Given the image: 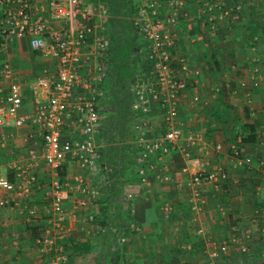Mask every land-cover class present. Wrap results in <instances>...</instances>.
<instances>
[{
  "label": "crops",
  "instance_id": "crops-1",
  "mask_svg": "<svg viewBox=\"0 0 264 264\" xmlns=\"http://www.w3.org/2000/svg\"><path fill=\"white\" fill-rule=\"evenodd\" d=\"M33 2L40 7L45 0ZM247 2L242 7L240 20L231 26V30H226V26L211 30L201 25L202 21L197 18L198 5L195 2L182 10L181 21L177 26L167 29L176 35L177 50L188 59L190 67L198 71V75L192 79L195 84L180 94L176 124L183 127L186 133H193L202 139L201 147L192 150V155L200 158L208 168L222 165L227 172V178L219 187L205 188L202 210L193 215L188 208L185 182L196 169L194 163L186 160L176 149L160 161L153 158L154 171L148 172V184L137 183L131 190L138 194L137 201L132 206L128 200L125 204V212L129 211L126 207L132 210L129 222L135 228L128 227L123 232L127 239L120 247L116 264H145L150 259L147 252H150L151 247L161 256L164 264H206L211 263L210 258L216 254V258L212 260L221 257L224 264H229L232 257L231 254L228 255L229 246L227 251L219 254L209 253V249L221 248L224 238L225 242H231V233V237L241 248L250 249L248 254L251 252L252 260L263 263L256 256H260L264 249V236L261 235V230L264 229V164L261 165V162L264 163V118L259 115L260 109L264 107V46L259 43L263 50L259 48L255 53L249 38L255 35L264 41V29L260 28L264 24V4H253L255 0ZM4 55L13 67L16 80L22 85L23 104L20 113H30L34 109L30 81L45 74H54L57 61L50 55L33 51L28 38L9 41ZM254 68L261 71V85L249 94ZM101 85L99 88L103 91V84ZM77 93L87 94L88 91L80 89L76 91V95ZM252 93L250 107L245 106L244 100ZM194 95L199 96L198 102H192ZM241 106L248 111L247 119L244 118ZM156 109L158 114H151V110L152 117L148 119L149 121L154 118L153 127L162 124V114ZM223 116L226 117V124L222 123ZM77 118V114L66 118L64 138L76 139L81 136V125ZM235 121L253 125L256 134L254 144L241 143V149L238 148L239 157H248L251 162L249 166L242 168L234 164L232 156V144L239 139H235L233 134ZM31 133L30 125L0 128V174L7 176L15 168H28L31 173L40 172L43 178L49 177L50 171L43 173L41 169V166H46L42 160L36 163L29 160L28 151L31 148L38 149L34 141L29 140ZM138 140L139 138L134 142L136 146ZM216 145H221L220 151L216 150ZM186 166L188 171L185 172ZM62 168L65 175L59 184H63L61 191L64 199L61 206L64 220L61 222L62 231L54 227L55 234L62 233L57 244L65 245L68 257L66 264H95L94 259L101 246L98 241L100 234L89 217L98 215L97 200L101 192L97 190V196L93 197L90 191L98 188H93V185L101 184V174L97 167L86 171L70 158H66ZM90 173H94L95 177L88 179ZM155 173L167 179L158 181ZM55 179L59 181L57 176L51 178L50 183L49 178L43 179L44 181L40 179L42 188L33 190L24 198L15 199L9 204L11 207L0 209V264L48 263L51 253L37 250L35 240L39 235L36 234L35 237L34 229L36 230V225H43L38 230L39 234L42 227L47 225V220L56 221V214L50 206L51 187H48V183L50 185ZM80 187L86 188L88 192H81ZM2 196L12 201L9 195ZM80 200H84L86 205L80 206ZM165 203L173 205L170 220L162 216ZM31 208L37 212V221L28 214ZM186 214L188 216L184 220L191 229L183 225V216ZM42 217L48 219L41 220ZM190 217L193 219L192 224L189 222ZM129 222L127 226L130 225ZM118 226H125L122 220ZM195 227L225 235L223 238L222 235L217 238L211 236V233L200 235L199 229L197 233H193L198 234V237L191 240L187 232L195 230ZM173 228L183 230V240L180 241L183 245L179 246L170 241L168 233ZM70 244L77 249H69Z\"/></svg>",
  "mask_w": 264,
  "mask_h": 264
},
{
  "label": "built area",
  "instance_id": "built-area-1",
  "mask_svg": "<svg viewBox=\"0 0 264 264\" xmlns=\"http://www.w3.org/2000/svg\"><path fill=\"white\" fill-rule=\"evenodd\" d=\"M93 0H45L43 6H36L33 0H0V128L13 126L21 128L30 125L32 133L29 140L34 141L38 149L28 151L32 163L42 160L46 167L56 176L61 171L66 158L73 159L87 170L97 167L96 135L100 125V100L103 91L99 85L107 74L106 49L107 40L98 32L97 12H104L101 6H93ZM248 0H134L136 11L137 38L141 47V64L146 72L136 77L133 96V110L141 115L142 124L146 126L151 110L158 108L162 114L163 133L155 138L139 137L141 152L138 157L136 180L138 185L148 184V172L154 171L155 158L160 161L173 149L179 150L184 158L194 163L196 169L185 182L188 192L187 202L190 212L195 215L204 205V190L207 186L219 187L227 178L222 165L208 168L192 150L201 146L202 139L193 133L183 134L176 124L180 109V94L195 83L193 77L198 71L192 69L184 55L177 50V38L169 28L181 21V13L192 2L198 5L197 18L211 30L221 26L236 24L242 14V5ZM264 4V0H259ZM92 2V3H91ZM28 38L33 51L54 57L57 61L54 74H45L30 81L34 96V109L21 114L23 104L22 85L16 80L12 65L6 60V44L14 39ZM98 54L101 62L91 63L93 54ZM105 58V60H104ZM249 94L259 88L261 71L253 69ZM88 91L79 94L76 91ZM248 96V95H247ZM194 95L192 102H198ZM77 114L81 125V136L76 139L64 138L66 118ZM3 138V136H1ZM233 143V161L237 167L250 165V158L239 157L238 144ZM221 150V145H216ZM264 163L261 162V165ZM27 168V167H26ZM188 171V166L185 167ZM16 181H10L0 174V208L6 209L15 199L30 195L39 189L36 174L29 169H13ZM155 179L167 178L155 173ZM26 180L25 183H22ZM51 210L56 214V221L47 220L35 240L37 250L51 253L47 264H66L68 257L64 245L57 244L62 233L55 234V229L62 231L64 220L61 203L64 199L59 182L52 181ZM83 193L86 188L80 187ZM12 198L8 201L2 195ZM90 194L97 196L98 191ZM138 194L131 191L126 200L132 206ZM80 206L86 202L80 200ZM130 212L132 211L129 209ZM173 206L165 203L162 216H172ZM29 216L37 217L34 208ZM93 217H89L92 221ZM129 228H135L130 223ZM201 231H198L200 233ZM264 236V229L261 230ZM120 242L126 238L121 234ZM244 257L248 254L246 247L241 248Z\"/></svg>",
  "mask_w": 264,
  "mask_h": 264
},
{
  "label": "trees",
  "instance_id": "trees-1",
  "mask_svg": "<svg viewBox=\"0 0 264 264\" xmlns=\"http://www.w3.org/2000/svg\"><path fill=\"white\" fill-rule=\"evenodd\" d=\"M107 6L109 13L113 16L116 14H122V16H127L128 21L123 20L121 23H124L127 30H124V35L129 33V30L134 27L133 19L135 18V27L132 39L134 42L128 43L124 53L134 52V62H132L133 71L130 72V79H126L127 82L123 83V89L121 90L119 82L111 81V72L114 69L119 68V63L116 60L117 52L121 50L119 45L120 35L116 38H113V42L109 46L106 63L108 65L107 76L103 82V97L100 100L99 112L101 114L100 125L97 130L96 142L98 145L97 154V166H101L102 174L105 176V180L108 182V187L105 192H101L97 200L98 204V215L91 216L93 217L92 221L98 227V237L99 243H101V248L98 251L97 256L94 259L95 264H116L118 260V253L121 246L125 242H120L121 234L127 239L125 229H128L127 223L129 222L130 216H132L129 211L125 212V204L127 201L124 200L122 193L123 186L125 182H135L136 181V171L138 165V157L141 152L139 146L134 145L136 137H133L132 134V125L134 120L141 115H138L133 108V96H134V86L136 77L139 74L146 72V69L141 64V59L139 56L140 45L137 38V25H136V11L137 6L134 0H104ZM132 21V22H131ZM114 19L110 20L109 25L112 26ZM112 29V28H111ZM121 35V36H124ZM130 35V36H131ZM137 51V54L135 53ZM133 57V56H132ZM129 58V57H128ZM140 60V64L143 67L144 71L137 73L135 65H137V60ZM116 84V85H115ZM119 92H123L124 96L119 97ZM126 102H125V99ZM130 109V110H129ZM247 109H244V118L247 119ZM137 116V117H136ZM222 123L226 124V117L223 116ZM234 137L235 139L239 138L240 143L238 144L239 150L241 149L242 144L251 143L254 144L256 134L253 125L242 124L235 121L234 124ZM237 137V138H236ZM234 139V140H235ZM129 141L133 142L132 144ZM242 143V144H241ZM134 173V174H133ZM57 179H63L64 171H58ZM6 176V175H5ZM10 181H16L14 172L6 176ZM38 178V177H37ZM39 189L42 188L40 185L42 182L38 178ZM48 183V187H49ZM35 189V191L39 190ZM123 200L124 206L121 204ZM33 218V217H32ZM43 217L41 218V220ZM48 217H44L43 220H47ZM36 220V218H35ZM122 220L125 226H118L119 221ZM37 221V220H36ZM46 223V222H45ZM130 224V222H129ZM43 225H36V230L34 229L35 237L38 234L39 228ZM37 234V235H36ZM111 243H113L116 252L110 250ZM67 246V245H66ZM65 248V245H64ZM77 249L76 247H70L69 249ZM88 250V249H86ZM114 256V257H112ZM243 256V255H242ZM247 257L252 256V254H247ZM244 258V256H243Z\"/></svg>",
  "mask_w": 264,
  "mask_h": 264
},
{
  "label": "rangeland",
  "instance_id": "rangeland-1",
  "mask_svg": "<svg viewBox=\"0 0 264 264\" xmlns=\"http://www.w3.org/2000/svg\"><path fill=\"white\" fill-rule=\"evenodd\" d=\"M256 2H253V4H263L261 1H259V0H255ZM92 3V2H91ZM248 2L246 1V2H244L243 3V5L245 4H247ZM243 5H242V7H243ZM244 5V6H245ZM93 6H96V7H98V6H101V3L99 2V1H93ZM102 6H103V9H104V12H102L101 11V9H99L98 10V12H97V17H96V21L98 22V24H99V26H98V28H97V30H98V32L99 33H101V35L107 40V49H106V52H105V57L107 58V53H108V49H109V46L111 45V43L113 42V38H116L117 36H119L120 35V40H119V45H120V47H121V50L119 51V52H117V57H116V60H117V62L119 63V65H118V67L119 68H116V69H114L113 70V72H111L112 74H111V76H110V78H111V81L113 82V81H115V83L116 82H119L120 84H122V85H119V87H120V89L121 90H124L123 89V83L125 84L126 82H127V80L126 79H130V76H129V74H130V72H132L133 70V65H132V62H134V60H135V58H134V55H130V53L131 54H133L134 52H129V53H124V50L126 49V47H127V45H129L128 43H131V41L132 42H134L133 41V39H132V35L130 34V33H134V27H135V18L133 19V26L134 27H132V29L131 30H129V33H126L125 35H124V30H127L126 29V27L127 26H125L124 25V23H121V21H123V20H126V21H128L129 20V18L127 17V16H122V14H116L115 16H113V15H111L110 13H109V11H108V9H107V6H106V4H105V1L103 0L102 1ZM260 6V5H259ZM111 19H114V22H113V24H112V26L111 25H109V23H110V20ZM179 24V23H178ZM201 25H203V26H206V25H204L203 23L201 24ZM260 27V26H259ZM112 28V29H111ZM231 28V26L230 27H227L226 26V30H229ZM260 28H262V29H264V24H262V27H260ZM217 29V28H216ZM231 30V29H230ZM263 33H264V31H263ZM121 35H124V36H121ZM131 35V36H130ZM249 41L251 42L250 43V46H251V48L252 49H254V52L255 53H257V51H258V49L260 48V47H262V46H260V45H263L264 46V41L261 39L260 40V38H258L257 36H251L250 38H249ZM259 43H260V45H259ZM261 49V51L263 50V48H260ZM135 53L137 54V51H135ZM182 54V53H181ZM183 55V54H182ZM93 57H91V60H89V61H91V63H94V64H98V63H100L101 62V60H100V58H99V56H98V54L96 53V54H93L92 55ZM133 56V57H132ZM139 56H140V59L142 58V54H141V51L139 52ZM129 57V58H128ZM137 57H138V54H137ZM186 58V57H185ZM262 59V58H261ZM260 59V60H261ZM263 59H264V56H263ZM104 60H105V58H104ZM138 62H137V65H135L136 66V68L135 69H137L136 71H137V73L138 72H140V71H144V69H143V67L141 66V64H140V60L137 58L136 59ZM130 61H132V62H130ZM187 61H188V59H187ZM128 69H129V71H128ZM107 70H108V65H107ZM132 70V71H131ZM106 76H107V74H106ZM105 76V77H106ZM101 84H103V83H101ZM100 84V85H101ZM116 85V84H115ZM260 85H261V82H260ZM101 87H102V85H101ZM260 87V86H259ZM234 90V89H233ZM236 90H238V89H236ZM254 93V92H253ZM253 93L250 95V97L249 98H247L246 97V99L244 100V103H245V106H249L250 107V103H251V100H252V95H253ZM124 96V93L123 92H119V97H123ZM124 99H125V97H124ZM125 102H126V99H125ZM243 103V102H242ZM241 109H242V111H243V113H244V108L241 106ZM130 110V109H129ZM153 112L151 113V114H158L157 112L158 111H156L157 109L156 108H154L153 107ZM253 111V110H252ZM256 110H254L253 112H255ZM260 114L259 115H262V118H264V107L262 108V109H260ZM149 115L148 116V119L150 118V117H152V115ZM179 116V115H178ZM137 117V116H136ZM261 117V116H260ZM263 120V119H262ZM153 121H154V118H151L150 120H149V123L146 125V126H144L143 124H142V118L140 117V116H138L135 120H134V122H133V125H132V134H133V137H136V139H138L141 135L142 136H144V137H146V138H154V137H156V135H160V134H162L163 133V130H164V128L162 127V124L160 123V124H158V125H155V127H153ZM153 123V124H152ZM179 126V125H178ZM181 129H182V132H183V134H187L186 133V131L184 130V128L183 127H181V126H179ZM81 132V131H80ZM80 137V136H79ZM135 139V140H136ZM129 143H133V142H131V141H129ZM134 145H135V143H134ZM43 164V163H42ZM46 167V166H45ZM44 166H41V169L43 170V173H47V170H49L47 167L45 168ZM97 168H98V171L100 172V174L102 175H100V180H101V184L100 185H98V186H95V185H93V188H97L96 190H98L99 192H105L106 190H107V185H108V182L105 180V176L102 174V169H101V166L98 164V166H97ZM82 169H84V168H82ZM84 170H86L87 171V169H84ZM13 171V170H12ZM50 171V170H49ZM61 172H63V168L61 169ZM34 174H36V176L38 177V175H39V180L41 179V180H43V179H48L49 178V183H50V180H51V178L53 179L54 178V174H53V176H51V171L50 172H48V174H50L49 175V177L48 178H43V176H42V173H34ZM134 174V173H133ZM64 175H65V172H64ZM56 176H58V175H56ZM93 176L95 177V175H94V173H90L89 175H88V179H90V177H92L93 178ZM96 176H97V174H96ZM45 177H46V175H45ZM44 181V180H43ZM54 181H56V179L54 180ZM103 182V183H102ZM46 183V182H45ZM137 185V182H125V184H124V186H123V189H122V193H121V195L123 194V196H124V200L125 201H127L126 200V198H125V196L127 197V195L129 194V192H131V190H132V188H134L135 186ZM61 186H62V188H63V184H61ZM64 190V189H63ZM121 204H122V206H124V204L125 203H123V200H121ZM170 204V203H169ZM173 206V205H172ZM1 209V208H0ZM190 211V210H189ZM186 216H188V214H186V215H184L183 216V225H185L186 227H190V229H191V226H188L187 224H186V222H185V220L184 219H186L187 217ZM195 218V217H194ZM170 219H172V217H170V218H168V220H170ZM191 219H192V217H190V219H189V222L192 224V222H191ZM179 220H181V219H179ZM193 220V219H192ZM194 223H196V222H194ZM185 227V228H186ZM201 230V228H196L195 227V230H192V231H189V232H187L188 234H190L189 236H191L190 237V239L192 240V238L194 239V238H197L198 237V234H193V233H197V231L198 230ZM185 230V229H184ZM203 230V229H202ZM202 230H201V232H200V235H209V233H211L212 235L211 236H214V237H220L221 235V237L223 238L224 237V235L225 234H223V233H214L213 234V232L211 231V232H209V230L206 232V231H204L203 230V233H202ZM169 234V239H170V241L173 243L174 242V244H177V245H179L180 246V244L181 245H183V243H181L180 241L181 240H183V236H182V234H183V230H176L175 228H173V230L171 231V232H169L168 233ZM227 235H228V233H227ZM197 236V237H196ZM231 236H233V233H231V235L229 236L230 237V240H231V242H228V240H226L227 242H225V238L223 239V242H221V244H222V247L221 248H215V249H209L210 250V252L209 253H223V252H225V251H227L228 249H229V247H230V252L228 253V255H230L231 254V256L232 257H230V263L229 264H259L258 262H257V260H252V256H250V257H246V258H242L243 259V261H242V259H241V247L235 242V240H234V238L233 237H231ZM257 236V235H256ZM228 237V238H229ZM227 239V238H226ZM158 241V240H157ZM218 241V240H217ZM126 243V242H125ZM229 246V247H228ZM238 247V249H237V247ZM100 248H101V246H100ZM120 248V247H119ZM185 249H189V248H187V247H184ZM148 249V248H147ZM110 250L112 251V252H116V248H114V245H113V243H111V248H110ZM149 250V249H148ZM248 250H250L249 248H248ZM140 252V251H139ZM250 252V251H249ZM263 253H261L260 254V256L259 255H257L256 257H258L259 258V260L260 261H263V263L262 264H264V249H263V251H262ZM141 253V252H140ZM251 253V252H250ZM141 254H143V253H141ZM147 255L148 256H150V259H148V260H150L149 262H148V260L147 259H145V258H147L148 256H145V260H147V262L145 263V264H164V262L162 261L163 259H161V256H159V254L157 253V251L156 250H154L152 247H151V249H150V252H147ZM207 256L208 255H210V254H206ZM217 255V254H216ZM216 255L214 256V257H211L210 259V261H211V263H206V264H224L223 263V261H222V258L221 257H219V258H217L215 261L214 260H212V259H214V258H216ZM112 257H114V256H112ZM247 260V261H246ZM183 264V263H182ZM184 264H186V263H184Z\"/></svg>",
  "mask_w": 264,
  "mask_h": 264
}]
</instances>
